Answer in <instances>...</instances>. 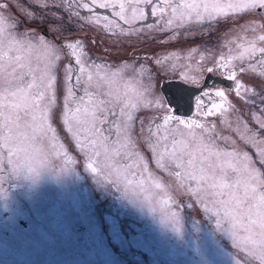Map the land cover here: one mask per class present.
<instances>
[{
    "label": "snow or ice",
    "instance_id": "1",
    "mask_svg": "<svg viewBox=\"0 0 264 264\" xmlns=\"http://www.w3.org/2000/svg\"><path fill=\"white\" fill-rule=\"evenodd\" d=\"M17 5L21 16L29 21L36 19L33 7H52L61 13L53 15L55 20L63 21L66 14L69 22L79 18L104 32L115 25L114 34L118 21L128 22L126 9L129 7L134 16L146 18L147 14L159 13L158 19L165 28H171L177 19L176 27L182 28L193 18L201 27L205 20L212 27L213 23L220 22L218 17H227L228 13L264 16L259 12L264 10V0H60V3L0 0V198H8L4 183L22 172H35L37 165H46L53 157L63 159L65 164L77 165L76 156L70 154L76 152L88 161L86 170L102 176L98 180L101 189L119 193V198L130 205L141 199L151 205L161 194L165 197L163 202L170 207L182 203L177 200L179 195H187L190 201L194 198V203L190 202L187 207L202 206V211L215 220L217 230L225 223L230 225L226 235L237 250L235 264H264V108L252 113V123H249L223 90L214 93L205 90L195 98L198 114L206 118L220 113L219 126L206 119L181 118L171 107H166L169 102L162 95L156 94L151 67L87 64L80 39L58 44L32 29L20 32L19 17L13 11ZM167 8H171L170 18L164 17ZM81 9L88 15L82 16ZM98 9L108 10L110 15L101 16ZM250 23L255 32L254 21ZM165 28L157 27V30ZM48 29L62 31L63 25L49 24ZM258 39L264 42V35ZM240 47L237 45V49ZM169 58L156 57L154 62L166 73L175 74L177 65L165 64ZM231 59L241 61L235 66L240 74H248L249 70L254 74L259 70L260 76L256 79H264V47L257 48L253 43L250 50L229 59L221 56L215 60L214 67L206 69L208 73L215 69L235 81V94L244 99L240 91L244 86L235 68L228 67ZM64 60L68 62L63 65L65 89L61 92V107L56 86L59 65ZM93 68L103 85L93 84L90 71ZM181 75L191 83H199L194 76ZM254 88L255 85L245 92L259 95L264 105V94L255 93ZM77 89H82L84 95L78 97ZM85 97L91 110L81 108ZM213 97L220 98V103L214 102ZM142 110L156 114L137 116ZM81 111L91 116V121L83 122L91 125L87 132L92 136L86 140L80 138L83 129L77 114ZM97 122L108 126L109 132L114 127L117 139L111 140L104 127H96ZM121 133L126 137L123 142ZM45 140L47 144H43ZM120 159L132 163L121 164ZM105 168L107 174H104ZM171 216L173 231L180 234L179 211H171Z\"/></svg>",
    "mask_w": 264,
    "mask_h": 264
},
{
    "label": "rangeland",
    "instance_id": "2",
    "mask_svg": "<svg viewBox=\"0 0 264 264\" xmlns=\"http://www.w3.org/2000/svg\"><path fill=\"white\" fill-rule=\"evenodd\" d=\"M56 3H60V0H56ZM32 10L36 13L34 21L21 16L19 5L13 9L19 17L20 32L32 29L37 35L43 34L45 39L54 40L58 44L80 39L84 45L87 64L106 63L110 66L129 64L137 68L140 64H146L153 69L155 91L158 95H162L160 85L163 81L180 80L190 85L202 86L205 75L208 73L206 69L214 67L215 60L220 59L221 56L225 59L238 56L240 52L250 50L253 43L257 48L264 47V42L258 39L260 35H264V30H261L264 16L261 15L228 13L227 17H218L220 22L213 23L212 27H209L208 21L205 20L203 29L199 31L195 29V24L198 23L193 18L185 22L182 32L165 40L168 38L166 37L168 30L165 27H161L165 28L164 31H158L157 27L160 24L144 17L140 23L139 15L134 16L133 9L128 11L127 23L118 22L119 27L114 34L115 25L104 32L79 18H73L69 22L66 14L63 21L55 20L53 15L61 14L56 8L33 7ZM81 11L84 12L82 9ZM259 12L264 13V10H259ZM84 14L81 13L82 16ZM169 16L171 17V14ZM253 21L255 32L250 23ZM178 22L177 19L170 29L179 31L180 28L176 27ZM49 24L63 25V30L49 31ZM149 25L152 27L149 28ZM191 26L194 27L189 28ZM237 45L241 47L237 49ZM229 48L233 51L229 52ZM164 56L170 57L165 61L166 65H177L175 74L170 71L166 73L160 65L155 64L156 57L163 58ZM247 58L246 55L245 59ZM67 62L64 60L59 65L61 71L58 73L56 86L61 107L63 105L61 92L65 89L63 65ZM240 63L238 59H231L228 67L230 70L235 68L237 77L244 86L240 90L244 99L236 96L233 80H231L234 83L232 88L220 83L215 87L206 85L201 88L200 93L205 90L213 93L216 90H223L231 104L245 115L249 123H252L251 114L259 113L264 105L261 104L259 95L254 96L253 92L246 93L245 89L253 88L255 85L254 92L264 94V79H256L260 76L259 70L254 74L251 70L248 74H240L238 68L235 67ZM181 65L190 67L185 68ZM197 69H203V71ZM90 71L93 74V84L103 85L96 75V70L93 68ZM181 73L196 77L199 83L185 80ZM209 74L211 77L227 79L226 74L221 75L215 69ZM84 80H87V73H85ZM122 83L121 81V91H123ZM101 90H104L103 87ZM76 91L78 97L84 95L82 89ZM200 93L194 97V101ZM130 95L134 94L130 93ZM249 97L252 99L249 100ZM212 100L220 103L218 97H213ZM245 100L248 102L246 103ZM205 101L210 106L208 98H205ZM224 106L228 107L227 104ZM91 107L87 104V97H85L81 108L91 110ZM166 107L169 106L166 105ZM195 111L197 113L194 117H179L206 119L219 126L220 113L217 112L205 118L198 114L199 109L196 108ZM155 114V111L145 112L143 110L136 113L137 116ZM113 118L110 117L112 120ZM77 119L81 121L83 129L80 138L86 140L88 136H92L87 132V128L91 125L83 122L91 121V116H86L84 111H81L77 114ZM145 123L147 125V121ZM96 127H104L105 133L111 140L117 139L116 134L114 136L112 131H108V126L97 122ZM136 129L139 131L138 123ZM112 130L115 128L113 127ZM94 138L99 139V137ZM120 139L122 142L126 139L123 133ZM47 143V140L43 141V144ZM162 147L163 144H161ZM70 154L76 156L77 165L65 164L63 159L53 157L46 165H37L35 172L29 174L25 171L18 175L19 178L26 180L25 184H29L25 186V190L30 192L28 194L23 190V196L18 194L15 199L18 201L17 209L20 214H11L13 225L7 242L10 243V240L15 239L16 246L22 243L25 249H31L33 257H29L27 264H235L237 250L226 235V230L230 225L225 223L222 229L217 230L215 220L210 219L209 214L202 211V206L187 207L190 202L194 203V198L190 201L187 195H179L177 200L182 203L170 207L163 202L165 197L161 194L153 200L151 205L143 202L142 199L141 202L130 205L119 198V193L101 189L98 186V180L102 179V176L86 170L85 165L88 161L84 160L79 153ZM148 155L150 157V153ZM100 159L103 161L104 157ZM120 163H132V161L120 159ZM133 167L135 168L136 165ZM107 171L108 169L105 168L104 174H107ZM129 196L131 198V192ZM0 202L5 203L0 204V211H2V206L6 210L13 209L12 201L5 202L0 199ZM171 211L180 213V234L173 231L174 221ZM4 239L5 236L0 232V243ZM0 254L8 255L2 251ZM14 256L16 258L18 254L14 253Z\"/></svg>",
    "mask_w": 264,
    "mask_h": 264
},
{
    "label": "flooded vegetation",
    "instance_id": "3",
    "mask_svg": "<svg viewBox=\"0 0 264 264\" xmlns=\"http://www.w3.org/2000/svg\"><path fill=\"white\" fill-rule=\"evenodd\" d=\"M130 9H132V8L129 7L126 9V12H127L126 15L128 14V11ZM150 11L151 10H149V12ZM84 12L81 11V13H83V14H84ZM85 13L88 14L87 12H85ZM98 13L102 16L110 15V12L108 10H104V9H98ZM86 14H84V16H86ZM170 14H171V8H167L164 12V17L168 18V17H170L169 16ZM158 17H159V13L157 14V16H152L151 14H147L146 19H149V21H151V20L156 21L157 23L160 24V26H159L160 28L162 26L165 27L163 21L158 19ZM142 18L143 17L139 16L138 21L140 23H142L141 22ZM118 22H122V21H118ZM123 27H127V26H123ZM193 27L194 26H191L189 28H193ZM189 28H187V29H189ZM166 29L168 30V33L166 32V34H167L166 37L168 36V38L165 40H168L170 37L171 38L175 37L177 34H179L180 32L183 31V27L180 28L179 31L171 30L170 28H166ZM195 29L197 31H199V30H202L203 27H201L200 24H195ZM5 103H7V101H5ZM194 105H195V101H194ZM196 113H197V111H196ZM113 120H116V117H114ZM114 131L115 130H112V133L115 136ZM25 183H27V182L24 178H19L17 176V177H14L11 181L3 184V188L7 190L8 198L6 200L2 199V198H0V199L5 201V202L6 201H12L11 206L13 207V209L12 210H6L4 208V206H2V211H0V222L2 225L0 227V232L3 236H5V239L3 241H1V243H0V251H2V253H8L7 256L0 254V264H27L26 261L29 259V257H33L31 249L30 248L25 249L22 243H21V245L18 244L20 246L19 247V246H16V244H15L16 240L15 239L10 240L11 241L10 243L7 242L9 239L8 236L11 234V227L13 225V216H11V214H20L18 212V209H17L18 201H15V199L18 197V194L23 196L22 191L25 190V186L27 187V185H29V184H25ZM25 192L29 194L30 191L25 190ZM16 202H17V205H16ZM0 204H5V203L0 202ZM7 244H10V245H7ZM5 245L7 247H5ZM11 249H12V252H11ZM14 253L18 254V257L15 258Z\"/></svg>",
    "mask_w": 264,
    "mask_h": 264
},
{
    "label": "water",
    "instance_id": "4",
    "mask_svg": "<svg viewBox=\"0 0 264 264\" xmlns=\"http://www.w3.org/2000/svg\"><path fill=\"white\" fill-rule=\"evenodd\" d=\"M219 83L230 88L234 86L231 80L211 77L210 74L207 73L202 86L196 87L182 81L171 80L161 83L160 92L164 99L169 102L168 106L171 107L175 115L194 117V114H196L194 97L200 93L203 86L215 87Z\"/></svg>",
    "mask_w": 264,
    "mask_h": 264
},
{
    "label": "clouds",
    "instance_id": "5",
    "mask_svg": "<svg viewBox=\"0 0 264 264\" xmlns=\"http://www.w3.org/2000/svg\"><path fill=\"white\" fill-rule=\"evenodd\" d=\"M169 81H171V80H169ZM178 81H180V80H178ZM164 82V81H163ZM166 82V81H165ZM183 82V81H182ZM185 83V82H184ZM187 84V83H186ZM188 85H190V84H188ZM192 86H194V85H192ZM196 87H198V86H196ZM168 106V105H167ZM194 107H195V105H194ZM196 109V108H195Z\"/></svg>",
    "mask_w": 264,
    "mask_h": 264
}]
</instances>
